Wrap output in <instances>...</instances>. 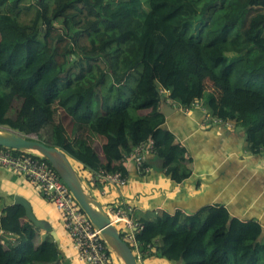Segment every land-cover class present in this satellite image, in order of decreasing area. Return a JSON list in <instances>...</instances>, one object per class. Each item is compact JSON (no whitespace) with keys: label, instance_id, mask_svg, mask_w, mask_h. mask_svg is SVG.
<instances>
[{"label":"trees","instance_id":"1","mask_svg":"<svg viewBox=\"0 0 264 264\" xmlns=\"http://www.w3.org/2000/svg\"><path fill=\"white\" fill-rule=\"evenodd\" d=\"M33 1L0 0V127L37 134L84 174L128 177L123 157L153 141L166 176L181 184L192 171L186 148L165 127L160 108L166 91L178 107L200 102L215 120L244 130L252 154L264 150V0ZM24 10L34 15L21 19ZM63 17L66 27L57 25ZM207 72L224 93L221 102L208 91ZM13 93L23 100L15 118L10 117ZM26 99L43 124L25 114ZM57 111L100 138L102 155L83 140L72 142L64 123L56 121ZM47 129L48 139L42 135ZM25 218L20 205L0 218V231L18 240L2 264H66L51 235L42 239ZM138 223L142 257L152 256L160 239L156 255L168 261L264 264L262 226L233 218L222 206Z\"/></svg>","mask_w":264,"mask_h":264},{"label":"crops","instance_id":"2","mask_svg":"<svg viewBox=\"0 0 264 264\" xmlns=\"http://www.w3.org/2000/svg\"><path fill=\"white\" fill-rule=\"evenodd\" d=\"M208 91L214 93L219 102L224 97L215 90ZM168 100L166 95L160 108L168 113L167 116L162 113L165 127L176 136L177 143L186 148L192 176L181 184L175 183L166 176L161 160L152 153L147 155V171L127 163L124 165L128 172L125 185L95 186L91 189L93 195L103 206L125 209L137 224L141 219H156L163 213L192 215L207 207L222 206L231 217L256 221L264 230V150L252 154L245 131L234 123L217 121L201 108L182 109ZM86 173L90 179L91 173ZM18 196L26 199L35 216L58 234L62 262L82 264L56 207L44 200L28 179L0 167V218L8 207L16 205ZM23 221L28 222L26 218ZM40 235L43 239L46 233L41 231ZM15 240L13 235L0 231V264L10 247L18 244ZM161 244V240H157L152 256H140L139 264H182L156 255V248Z\"/></svg>","mask_w":264,"mask_h":264},{"label":"built area","instance_id":"3","mask_svg":"<svg viewBox=\"0 0 264 264\" xmlns=\"http://www.w3.org/2000/svg\"><path fill=\"white\" fill-rule=\"evenodd\" d=\"M165 93L168 99L169 93L166 91ZM168 102L172 103L170 99ZM195 108H201L207 112L200 102L195 104ZM153 152V141L144 143L129 155H125L121 163L123 165L133 163L138 169L147 171V155ZM0 167L28 179L37 188L40 196L56 207L61 215L63 227L78 255V260L82 264H117L101 233L81 210L67 185L42 158L31 154L17 156L12 150L0 149ZM90 180L92 185L102 188L107 184L125 185L128 178L122 173L111 174L101 171L97 174L91 173ZM106 208L108 215L124 235V240L131 243L138 251L136 236L141 230V224L133 222L123 208L116 205H109Z\"/></svg>","mask_w":264,"mask_h":264},{"label":"water","instance_id":"4","mask_svg":"<svg viewBox=\"0 0 264 264\" xmlns=\"http://www.w3.org/2000/svg\"><path fill=\"white\" fill-rule=\"evenodd\" d=\"M161 112L165 116L168 115L165 110H162ZM1 128L2 127H0V133L5 136L0 137V147L30 153H34V151L40 152L43 158L49 161L52 168L67 185L77 204L82 208L95 228L101 233L111 250L115 253L118 252L120 255L119 258H123L126 264H139L133 249L124 240L121 232L105 211L104 206L95 196L91 195L89 191H87L79 172L75 169L71 160L62 150L45 144L38 139L23 137L15 132ZM15 201L16 205L24 207L28 222L46 234H50L60 248V239L58 234L47 222L42 221L35 216L32 205L20 196H18Z\"/></svg>","mask_w":264,"mask_h":264},{"label":"rangeland","instance_id":"5","mask_svg":"<svg viewBox=\"0 0 264 264\" xmlns=\"http://www.w3.org/2000/svg\"><path fill=\"white\" fill-rule=\"evenodd\" d=\"M35 1H37V0H35ZM32 4H36V3L33 0H29V2H27L25 5H32ZM8 8H10L9 4L6 7H4V10H6ZM6 11H8V10H6ZM33 15H34L33 11H25L24 10L21 13V19H26L27 20V19H30ZM67 24H68V21H67V19L65 17L61 18L57 22V25L63 26V27H66ZM206 75L208 76L207 79H206L207 88L210 89L211 91H213V90L217 91L219 96H224V93H222L219 89H217L216 86H214V84L212 83V80L209 78V73L208 72L206 73ZM136 79H138V73H135L133 77L131 76V81H130L131 84H130V86L132 85V87H135ZM11 104H12V109H11V112H10V117L15 118L17 116L18 112L20 111L21 107H22L23 100L21 98H19L15 93H13L12 96H11ZM23 109H24L25 114L29 118H31L32 120H35L37 123H41V124L44 123L42 114L40 113L39 110H37L33 106L32 101L30 99H26V103H25ZM60 120L64 123V125H65V127H66V129L68 131L69 137L71 138L72 142H75L77 140H83L85 143L93 145L95 147V149L97 150V152L102 155L101 139L98 138V137H94V135L90 132V130H89V128L87 126L80 125L78 123L75 124L73 122V120L70 117H68L64 112L60 111L58 113V111H57V113H56V121L59 122ZM1 129H7V130L15 132V133H17V134H19V135H21L23 137L32 138V139H38L39 140V136L37 134H23V133L11 130L10 128H7V127H2ZM48 133H49V130L47 129V130H44L42 132V135L45 138L48 139V135H49ZM76 167H77L76 168L77 171L79 172V174L81 176V179H82V182H83L85 188L87 189V191H89V193L91 195H93L91 189H92V187H95V185L91 184V180L88 178L87 173L84 174V171L82 170V167H79V166H76ZM98 201L100 202V200H98ZM104 209H105L106 212H108L106 206H105ZM129 244L132 247V244L131 243H129ZM135 254H136V256L138 258V262H139V257L141 255H140V253L137 250H135Z\"/></svg>","mask_w":264,"mask_h":264},{"label":"bare ground","instance_id":"6","mask_svg":"<svg viewBox=\"0 0 264 264\" xmlns=\"http://www.w3.org/2000/svg\"><path fill=\"white\" fill-rule=\"evenodd\" d=\"M16 135V134H15ZM5 135H3V134H1L0 133V137H4ZM1 149H8V148H3V147H0ZM17 151V150H16ZM29 154H31V155H34V156H36V157H39V158H42L43 159V156L40 154V152H38V151H34V153H30V152H28ZM76 169V168H75ZM59 176V175H58ZM60 177V176H59ZM62 180V179H61ZM116 219V218H115ZM114 224H115V221L113 222ZM116 227H117V225H116ZM107 244V243H106ZM110 248V247H109ZM110 250H111V248H110ZM111 252L113 253V256L115 257V260H116V263L117 264H126L125 262H124V260H123V258H119V254H118V252H113L112 250H111Z\"/></svg>","mask_w":264,"mask_h":264}]
</instances>
